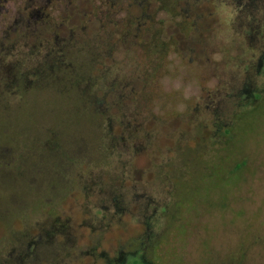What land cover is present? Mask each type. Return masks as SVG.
I'll list each match as a JSON object with an SVG mask.
<instances>
[{"label": "rangeland", "instance_id": "1", "mask_svg": "<svg viewBox=\"0 0 264 264\" xmlns=\"http://www.w3.org/2000/svg\"><path fill=\"white\" fill-rule=\"evenodd\" d=\"M135 261L264 264V0H0V264Z\"/></svg>", "mask_w": 264, "mask_h": 264}, {"label": "flooded vegetation", "instance_id": "2", "mask_svg": "<svg viewBox=\"0 0 264 264\" xmlns=\"http://www.w3.org/2000/svg\"><path fill=\"white\" fill-rule=\"evenodd\" d=\"M48 9H49V7H47L46 9H44L42 13H43V14H47V21H49L48 25L51 26V23H50V22L52 21V19L50 18V15H51V14L48 12ZM25 10L27 11L28 8L26 7ZM32 13H33V12H32ZM32 13H31V14H32ZM26 14H27V12H26Z\"/></svg>", "mask_w": 264, "mask_h": 264}, {"label": "trees", "instance_id": "3", "mask_svg": "<svg viewBox=\"0 0 264 264\" xmlns=\"http://www.w3.org/2000/svg\"><path fill=\"white\" fill-rule=\"evenodd\" d=\"M26 138V137H25ZM24 142H29V140H23ZM9 146H10V148L11 149H13L14 150V147H13V145L11 144V143H9ZM7 149H8V147H7ZM16 149H17V145H16ZM27 150V149H26ZM9 222H11V221H9ZM131 264H141V263H139L138 261H135V262H133V263H131Z\"/></svg>", "mask_w": 264, "mask_h": 264}]
</instances>
